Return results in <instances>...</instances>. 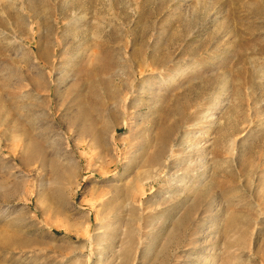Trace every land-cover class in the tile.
Listing matches in <instances>:
<instances>
[{"label":"rangeland","instance_id":"obj_1","mask_svg":"<svg viewBox=\"0 0 264 264\" xmlns=\"http://www.w3.org/2000/svg\"><path fill=\"white\" fill-rule=\"evenodd\" d=\"M0 264H264V0H0Z\"/></svg>","mask_w":264,"mask_h":264},{"label":"bare ground","instance_id":"obj_2","mask_svg":"<svg viewBox=\"0 0 264 264\" xmlns=\"http://www.w3.org/2000/svg\"><path fill=\"white\" fill-rule=\"evenodd\" d=\"M40 65H46V61L43 56L38 57L37 61ZM182 184V183H181ZM184 184V183H183Z\"/></svg>","mask_w":264,"mask_h":264}]
</instances>
